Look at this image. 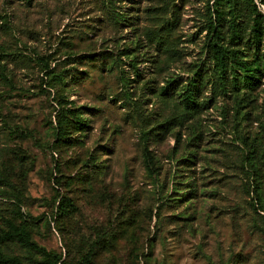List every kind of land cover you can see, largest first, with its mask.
<instances>
[{"label": "rangeland", "instance_id": "obj_1", "mask_svg": "<svg viewBox=\"0 0 264 264\" xmlns=\"http://www.w3.org/2000/svg\"><path fill=\"white\" fill-rule=\"evenodd\" d=\"M212 6L0 0V235L64 264H264V47L225 29L247 71L222 72Z\"/></svg>", "mask_w": 264, "mask_h": 264}, {"label": "trees", "instance_id": "obj_2", "mask_svg": "<svg viewBox=\"0 0 264 264\" xmlns=\"http://www.w3.org/2000/svg\"><path fill=\"white\" fill-rule=\"evenodd\" d=\"M212 2L213 6L208 8L211 18L209 29L214 34L213 41L208 47L210 55H212L213 60L222 72L227 73L229 68L235 67H237V70L246 72L247 64L237 57V50H230L228 46L224 45L223 33L225 29L230 31V45L234 46L249 43L250 34L253 33L254 42L264 47V16L259 12L258 7V4L264 5V0H212ZM103 5L107 9V3ZM212 18H214V22ZM112 20L116 22L114 17H112ZM116 23L118 24V22ZM16 60L14 57V63L17 62ZM241 80L243 79H238L239 83H241ZM186 103L187 109L191 108L193 97L188 96ZM62 127L60 125V133L62 132ZM59 206V210L66 207L65 209L68 211L71 204L67 198L61 197ZM260 209L264 211L263 206ZM7 212L14 215L19 213L18 208L14 205L8 206ZM12 244H19L21 247L43 254V264H64L62 258H51V255L45 249L38 247L32 242L31 236L26 230L14 225L10 226L9 232L0 235V245L8 246ZM0 264H23V262L20 258L6 256L0 250Z\"/></svg>", "mask_w": 264, "mask_h": 264}]
</instances>
